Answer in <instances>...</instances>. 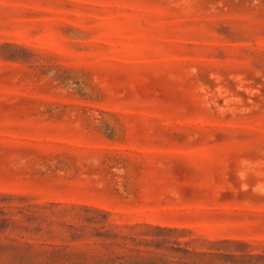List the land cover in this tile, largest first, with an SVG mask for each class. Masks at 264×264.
<instances>
[{
    "label": "rangeland",
    "instance_id": "obj_1",
    "mask_svg": "<svg viewBox=\"0 0 264 264\" xmlns=\"http://www.w3.org/2000/svg\"><path fill=\"white\" fill-rule=\"evenodd\" d=\"M0 264H264V0H0Z\"/></svg>",
    "mask_w": 264,
    "mask_h": 264
}]
</instances>
